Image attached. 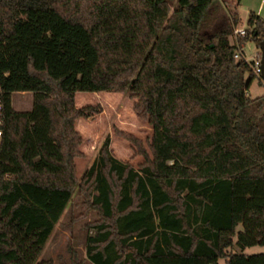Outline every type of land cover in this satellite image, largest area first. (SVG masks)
I'll return each mask as SVG.
<instances>
[{
  "label": "trees",
  "instance_id": "obj_1",
  "mask_svg": "<svg viewBox=\"0 0 264 264\" xmlns=\"http://www.w3.org/2000/svg\"><path fill=\"white\" fill-rule=\"evenodd\" d=\"M239 21L221 0H0V264H52L39 256L75 190L98 216L93 264H264L243 253L264 245V93L234 58ZM251 27L239 42L259 49L254 12ZM101 91L130 92L152 135L116 131L138 168L106 136L78 179L74 122L97 110L75 93Z\"/></svg>",
  "mask_w": 264,
  "mask_h": 264
},
{
  "label": "rangeland",
  "instance_id": "obj_2",
  "mask_svg": "<svg viewBox=\"0 0 264 264\" xmlns=\"http://www.w3.org/2000/svg\"><path fill=\"white\" fill-rule=\"evenodd\" d=\"M229 11H237L240 21L236 27L247 28V20L251 12L258 13L264 20V0H240L237 8L234 0H221ZM233 43V35L230 36ZM244 54L250 58L258 50L251 39L244 43ZM264 93V83H260L256 77L248 90L251 98H256ZM12 107L16 111H27L32 108V92H14L11 95ZM134 99L131 93L114 91L101 92H76L75 104L77 107L91 105L97 113L88 118H76L75 129L81 137L78 148L79 155L75 157L76 176L81 179L85 170L96 157L98 150L106 136L110 137L111 153L119 160L128 161L138 168L143 158L134 153L131 144L116 133L117 130L131 133L142 140L148 148L152 135V128L148 122L139 118L133 108ZM82 196L75 190L72 198L58 223L54 227L47 242L42 249L39 259H51L52 264H93L86 258L85 240L92 233L89 224L97 220L95 212L90 211L85 215L82 207ZM238 226L237 230H240ZM231 251L239 252L234 246ZM244 254L264 253V245H255L243 250ZM218 264H227L224 258L218 260Z\"/></svg>",
  "mask_w": 264,
  "mask_h": 264
},
{
  "label": "built area",
  "instance_id": "obj_3",
  "mask_svg": "<svg viewBox=\"0 0 264 264\" xmlns=\"http://www.w3.org/2000/svg\"><path fill=\"white\" fill-rule=\"evenodd\" d=\"M253 27L250 28L249 33L246 28L235 27L233 31V45L235 47L234 58L236 60H244L247 62L256 77L261 79V52L258 49L250 58H246L244 54V43L239 42V38L246 37L247 34L251 36Z\"/></svg>",
  "mask_w": 264,
  "mask_h": 264
},
{
  "label": "water",
  "instance_id": "obj_4",
  "mask_svg": "<svg viewBox=\"0 0 264 264\" xmlns=\"http://www.w3.org/2000/svg\"><path fill=\"white\" fill-rule=\"evenodd\" d=\"M259 50L261 52V79L264 83V29H263V38L259 43Z\"/></svg>",
  "mask_w": 264,
  "mask_h": 264
},
{
  "label": "crops",
  "instance_id": "obj_5",
  "mask_svg": "<svg viewBox=\"0 0 264 264\" xmlns=\"http://www.w3.org/2000/svg\"><path fill=\"white\" fill-rule=\"evenodd\" d=\"M262 10V9H261ZM261 10H260V6L258 7V9H257V12L255 13L256 15H258V13H260L261 12ZM259 16V15H258ZM260 17V16H259Z\"/></svg>",
  "mask_w": 264,
  "mask_h": 264
}]
</instances>
